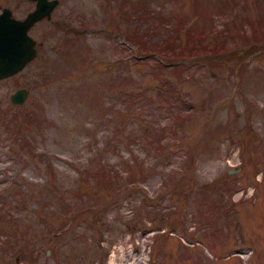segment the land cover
<instances>
[{
    "label": "rangeland",
    "instance_id": "obj_1",
    "mask_svg": "<svg viewBox=\"0 0 264 264\" xmlns=\"http://www.w3.org/2000/svg\"><path fill=\"white\" fill-rule=\"evenodd\" d=\"M130 28L236 52L160 66ZM29 31L0 78V264H264V0H59Z\"/></svg>",
    "mask_w": 264,
    "mask_h": 264
},
{
    "label": "water",
    "instance_id": "obj_2",
    "mask_svg": "<svg viewBox=\"0 0 264 264\" xmlns=\"http://www.w3.org/2000/svg\"><path fill=\"white\" fill-rule=\"evenodd\" d=\"M58 0H36L35 6L23 17L13 14L9 5L0 9V78L20 70L38 51L36 38L29 32L30 26L39 18L49 15ZM28 88L16 87L10 98L15 103L24 101ZM239 167H231L230 172Z\"/></svg>",
    "mask_w": 264,
    "mask_h": 264
},
{
    "label": "trees",
    "instance_id": "obj_3",
    "mask_svg": "<svg viewBox=\"0 0 264 264\" xmlns=\"http://www.w3.org/2000/svg\"><path fill=\"white\" fill-rule=\"evenodd\" d=\"M131 6L134 7L135 2H131L123 9L126 15L131 12ZM124 13L122 16H124ZM126 36L131 42L137 45V52L147 56L154 55L158 65L173 66L174 69L176 67L187 68L190 65L201 62L202 60L209 63L208 59L217 56L221 52L229 54L231 52V55L233 56L234 52H236L235 50L226 51L227 45L224 47L226 39L220 41L211 40L213 41L212 43L205 41L204 44L202 43L200 45L195 40H191V37L187 36L185 41H180V43L178 42L174 44L176 35L164 36L160 39H152L147 31L138 30L136 28L128 29L126 31ZM179 39L181 40L182 38L180 37ZM220 42H222L221 46L219 45ZM201 47H203V49H201ZM163 61H167L168 63L164 64ZM161 77L163 81L166 79L164 74H162ZM107 182H110V175L107 178Z\"/></svg>",
    "mask_w": 264,
    "mask_h": 264
},
{
    "label": "flooded vegetation",
    "instance_id": "obj_4",
    "mask_svg": "<svg viewBox=\"0 0 264 264\" xmlns=\"http://www.w3.org/2000/svg\"><path fill=\"white\" fill-rule=\"evenodd\" d=\"M58 1H59V0H58ZM35 3H36V0H34V6H35ZM57 3H58V2H57ZM57 3H56V4H57ZM56 4H55V5H56ZM5 5H6V4H5ZM55 5H54V6H55ZM34 6H33V7H34ZM54 6H53V7H54ZM10 7H11V6H10ZM33 7H32V8H33ZM1 8H2V7H1ZM32 8H30L29 10H31ZM29 10H27V12H28ZM12 11H13V10H12ZM27 12H26V13H27ZM26 13H25V14H26ZM51 13H52V9L50 10V14H49V15H45V16L50 17V16H51ZM19 17H20V16H19ZM22 17H23V16H22ZM43 17H44V16H43ZM43 17H41V18H43ZM41 18L37 19L33 24H35V23H36L38 20H40ZM33 24H32L31 26H33ZM31 26H30V27H31ZM36 42H37V40H36Z\"/></svg>",
    "mask_w": 264,
    "mask_h": 264
}]
</instances>
